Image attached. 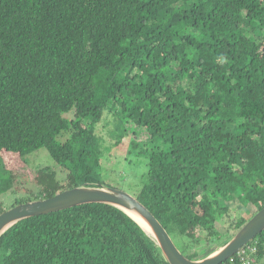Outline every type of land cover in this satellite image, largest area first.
Wrapping results in <instances>:
<instances>
[{"label": "trees", "instance_id": "1", "mask_svg": "<svg viewBox=\"0 0 264 264\" xmlns=\"http://www.w3.org/2000/svg\"><path fill=\"white\" fill-rule=\"evenodd\" d=\"M244 26L264 31V0H0V213L109 185L95 135L106 112L141 143L134 196L180 251L225 242L264 206V35ZM39 148L62 179L52 172L36 196L5 204L16 174L2 153ZM240 250L220 264L260 261L264 229ZM0 264L168 263L129 215L94 202L14 223Z\"/></svg>", "mask_w": 264, "mask_h": 264}, {"label": "water", "instance_id": "2", "mask_svg": "<svg viewBox=\"0 0 264 264\" xmlns=\"http://www.w3.org/2000/svg\"><path fill=\"white\" fill-rule=\"evenodd\" d=\"M94 202L111 204L129 215L153 239L168 264H220L264 229L263 206L225 242L204 255L189 258L176 246L154 214L133 194L107 184H81L57 192L52 196L25 201L4 210L0 213V236L10 226L24 218ZM128 211L138 215L147 224L150 231L146 230Z\"/></svg>", "mask_w": 264, "mask_h": 264}, {"label": "rangeland", "instance_id": "3", "mask_svg": "<svg viewBox=\"0 0 264 264\" xmlns=\"http://www.w3.org/2000/svg\"><path fill=\"white\" fill-rule=\"evenodd\" d=\"M243 30L253 34L257 40H260L264 35V31L261 32L259 28H253L252 26H244ZM68 115H71V113ZM95 135L99 138L98 148L102 150V163L105 165V170L108 169L109 171L108 173L103 172L102 178L107 179V183L110 186L125 190L134 195V190H137L139 187L141 175L145 169V157L142 153H138L141 143L136 142L132 144L128 134L126 136L124 131L117 127L116 120L112 118L110 113L106 112L102 120L95 127ZM136 139L143 142L146 140V134L141 132L137 134ZM1 156L5 167L16 174L13 188L1 196V201L5 204H10L18 197H25L27 195L36 196V192L40 187V179H49L52 172H55L54 174L57 173L58 178H61V171L55 165V162L45 148H39L28 153L24 159L6 152L2 153ZM229 205L232 214L242 213L244 210L235 200L229 202ZM226 221L227 219L224 217L221 221L217 222V228L220 230L226 227L229 228ZM235 231L232 228L229 230L232 234ZM173 239L178 245L180 240L176 239L175 236ZM204 247L202 246L201 248ZM249 249L254 250V247L250 246ZM210 251L208 250L207 253ZM252 263L264 264V256L258 262L252 260Z\"/></svg>", "mask_w": 264, "mask_h": 264}, {"label": "bare ground", "instance_id": "4", "mask_svg": "<svg viewBox=\"0 0 264 264\" xmlns=\"http://www.w3.org/2000/svg\"><path fill=\"white\" fill-rule=\"evenodd\" d=\"M129 214H131L134 218H136L146 230L150 231L149 227L147 226V224L138 215H136V214H134L132 212H129Z\"/></svg>", "mask_w": 264, "mask_h": 264}, {"label": "built area", "instance_id": "5", "mask_svg": "<svg viewBox=\"0 0 264 264\" xmlns=\"http://www.w3.org/2000/svg\"><path fill=\"white\" fill-rule=\"evenodd\" d=\"M251 251H252V250H251ZM253 251H254V250H253ZM253 251H252V252H253ZM243 252H244V250H239L237 253L239 254V253H243ZM241 264H247V260L244 259V260L242 261Z\"/></svg>", "mask_w": 264, "mask_h": 264}, {"label": "clouds", "instance_id": "6", "mask_svg": "<svg viewBox=\"0 0 264 264\" xmlns=\"http://www.w3.org/2000/svg\"><path fill=\"white\" fill-rule=\"evenodd\" d=\"M240 249H241V248H240ZM240 249H239V250H240ZM239 250H238V251H239ZM238 251H237V252H238ZM237 252H236V253H237ZM234 254H235V253H234Z\"/></svg>", "mask_w": 264, "mask_h": 264}]
</instances>
